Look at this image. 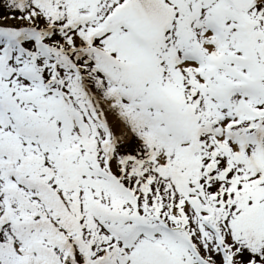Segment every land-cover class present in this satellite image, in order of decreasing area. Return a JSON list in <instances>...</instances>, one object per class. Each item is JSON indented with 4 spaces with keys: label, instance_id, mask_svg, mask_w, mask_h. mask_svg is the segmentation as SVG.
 I'll list each match as a JSON object with an SVG mask.
<instances>
[{
    "label": "snow or ice",
    "instance_id": "snow-or-ice-1",
    "mask_svg": "<svg viewBox=\"0 0 264 264\" xmlns=\"http://www.w3.org/2000/svg\"><path fill=\"white\" fill-rule=\"evenodd\" d=\"M0 264H264V0H0Z\"/></svg>",
    "mask_w": 264,
    "mask_h": 264
}]
</instances>
